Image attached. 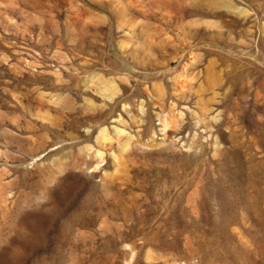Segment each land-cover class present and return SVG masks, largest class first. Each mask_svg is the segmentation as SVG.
I'll return each instance as SVG.
<instances>
[{
    "label": "rangeland",
    "instance_id": "rangeland-1",
    "mask_svg": "<svg viewBox=\"0 0 264 264\" xmlns=\"http://www.w3.org/2000/svg\"><path fill=\"white\" fill-rule=\"evenodd\" d=\"M0 264H264V0H0Z\"/></svg>",
    "mask_w": 264,
    "mask_h": 264
}]
</instances>
